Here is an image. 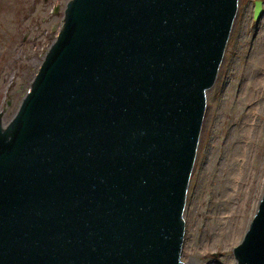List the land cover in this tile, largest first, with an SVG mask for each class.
<instances>
[{
	"label": "water",
	"instance_id": "1",
	"mask_svg": "<svg viewBox=\"0 0 264 264\" xmlns=\"http://www.w3.org/2000/svg\"><path fill=\"white\" fill-rule=\"evenodd\" d=\"M238 5L67 3L16 115L0 114V264H185L206 95ZM233 255L264 264V192Z\"/></svg>",
	"mask_w": 264,
	"mask_h": 264
},
{
	"label": "rangeland",
	"instance_id": "2",
	"mask_svg": "<svg viewBox=\"0 0 264 264\" xmlns=\"http://www.w3.org/2000/svg\"><path fill=\"white\" fill-rule=\"evenodd\" d=\"M69 1L0 0L4 126L30 90L46 50L61 29ZM255 1L238 0L214 86L206 95L183 214L185 264H237L233 249L241 242L264 192V4L260 19L254 21ZM245 127L256 131L248 136ZM239 167L246 168L247 180L258 187L247 199L248 188L240 193L234 182ZM234 238L237 242L231 245Z\"/></svg>",
	"mask_w": 264,
	"mask_h": 264
},
{
	"label": "bare ground",
	"instance_id": "3",
	"mask_svg": "<svg viewBox=\"0 0 264 264\" xmlns=\"http://www.w3.org/2000/svg\"><path fill=\"white\" fill-rule=\"evenodd\" d=\"M256 130L255 129H251L250 127L248 128V127H245V133L244 134H246L247 133V135L249 136L250 134L252 135V133H254ZM241 165V164H240ZM242 166H243V164H242ZM233 171L234 170H232V173H233ZM236 178H235V180H234V182L236 183V185L239 187L240 186V193H242L243 192V189L245 188V187H247L248 188V191L249 192H246V199L248 198V197H250V195L251 196H253L255 193H257V190H256V188H258V187H256L255 185H256V183H255V181H250V180H247V178H248V175H247V171H246V168L245 167H239V169L237 168L236 169ZM260 184V182H258V185ZM256 190V192H254ZM252 191V192H251ZM258 194H259V192H258ZM240 227H241V225H240ZM243 229H244V226H242V228H240V233L243 231ZM231 233V232H230ZM239 233V234H240ZM232 234V233H231ZM234 235H236V233H234ZM237 242V239H233L231 242H230V244L231 245H234L235 243ZM231 263L232 264H234V261H231Z\"/></svg>",
	"mask_w": 264,
	"mask_h": 264
}]
</instances>
